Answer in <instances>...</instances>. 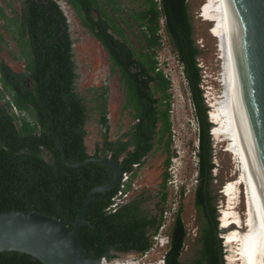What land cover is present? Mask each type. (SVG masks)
<instances>
[{
	"label": "trees",
	"instance_id": "16d2710c",
	"mask_svg": "<svg viewBox=\"0 0 264 264\" xmlns=\"http://www.w3.org/2000/svg\"><path fill=\"white\" fill-rule=\"evenodd\" d=\"M146 8L134 14L145 44L137 52L125 30L99 0H70L81 16L82 24L92 31L110 53L113 69H119L126 97L124 109H130L137 120L129 130L112 138L109 125V93L107 85L91 87L81 94L76 86V64L73 38L68 17L56 0H22L16 17L7 19L23 48L27 64L23 71L14 70L0 61V213L26 210L30 204L37 210L60 218L73 227L89 192L98 184L110 183L114 169L103 162H91L79 168L65 164L55 137L61 139L69 161L80 163L92 157H107L131 170L134 163L145 161L155 141L172 140L171 80L160 69L157 48L162 44L160 19L188 78L199 122V177L196 204L205 213L203 182L208 166V197L212 206V147L209 107L201 88V68L197 56L202 52L194 39V26L188 0H143ZM116 10L117 0H105ZM101 8L107 20L95 21L91 12ZM112 30V32L110 31ZM116 35L121 36L116 38ZM0 36H3L0 31ZM122 38V39H121ZM157 94H159L157 96ZM9 96V98H7ZM98 113L103 141L93 153L86 144L89 114ZM25 113V114H24ZM169 155L167 162L170 163ZM168 179L166 173L164 181ZM119 185L111 191L95 194L85 219L90 225L80 228L82 245L96 257H117L113 252L143 253L151 248V234L164 223L150 216L143 203L147 197L134 196L115 212L108 211ZM167 192L162 199L165 201ZM216 211V208H213ZM217 225L219 221L215 219ZM151 230V231H150ZM170 247L165 264H185L181 260L187 229L180 212L170 233ZM203 249L195 264H219V252L213 228L206 216ZM0 264H43L36 257L18 251L0 252Z\"/></svg>",
	"mask_w": 264,
	"mask_h": 264
},
{
	"label": "rangeland",
	"instance_id": "374dc122",
	"mask_svg": "<svg viewBox=\"0 0 264 264\" xmlns=\"http://www.w3.org/2000/svg\"><path fill=\"white\" fill-rule=\"evenodd\" d=\"M57 1L61 3L69 19L70 32L73 38L74 61L78 74L76 78L77 90L81 94H88L89 96V94L91 95L88 92L89 88L108 86L110 90L108 115L110 134L113 139L117 138L135 123L130 114V109H124L126 92L120 71L118 68L113 69L109 53L90 30L82 24V20L73 5L67 0ZM21 3L22 0H0V9L6 16L16 17L21 10ZM104 5L125 30L130 44L137 49V52L143 51L145 41L140 27L135 21L134 14L147 7L144 1L118 0L115 11L110 9L107 3ZM211 6L212 0H188L189 13L194 26L193 36L196 44L202 50L197 56V62L201 68V88L205 103L209 107V120L211 104L216 101L217 107L224 105V59L220 39L213 33L219 22L213 20ZM160 25L159 33L162 36V44L157 48V59L160 69L171 80L170 117L173 135L169 149L166 145V138L161 140L158 137L156 139L154 149L146 156L136 173L135 180L138 188L134 191L133 197L140 194L147 197L142 206L150 216L160 217L161 210H164L165 227H163V231L166 234L171 233L175 218L180 212L187 229L181 260L185 264H195L202 251V242L199 237L202 215L196 207V190L200 183L199 149L197 147L200 128L184 65L170 42L165 29L164 17H161ZM0 31L3 34L0 36V61L7 62L18 72L23 71L27 64L26 58L22 54L23 48L17 40V35L12 32L7 19L1 15ZM117 37L120 38L121 36L117 35ZM0 88H3L1 82ZM0 103H2L1 98ZM98 117V113L92 112L87 121L86 144L89 153H93L96 146L103 141ZM223 122L219 126L221 140L214 138L213 124L210 129L212 162L214 163L211 190L213 206L217 210L218 226L221 223L222 210L230 207L229 197L225 191L228 181L236 180L245 175L242 164L238 162L230 150L229 143L232 141L230 127L229 130H225V123ZM169 155L171 161L168 164ZM166 173H168V179L165 182ZM164 191L167 192L165 201L162 199ZM235 201V204H232L236 207L235 211L245 218V202L247 200L244 184L240 185V192ZM165 252L166 248L159 247L144 258H141L139 252L134 251L113 252L117 254V257L110 261L113 264H124L131 262V260L134 261L133 264H161L160 259ZM238 264H243V261L241 263L239 261Z\"/></svg>",
	"mask_w": 264,
	"mask_h": 264
},
{
	"label": "water",
	"instance_id": "95a60500",
	"mask_svg": "<svg viewBox=\"0 0 264 264\" xmlns=\"http://www.w3.org/2000/svg\"><path fill=\"white\" fill-rule=\"evenodd\" d=\"M233 2L235 10L243 21L242 36L245 39L241 45L243 59V61L241 59V69L243 68V78L247 85L244 93L264 178V0H233ZM245 53H247L246 58ZM46 132L55 137L66 165L79 168L91 162H103L113 167L114 178L108 184H98L89 192L73 227L56 216L32 210L30 204L26 210L0 213V252L28 253L41 260L43 264H104L109 261L107 255L96 257L88 252L81 243L79 231L83 225L91 224L85 219V215L95 194L116 188L123 166L111 158L100 156H92L83 162L73 163L68 160L61 139L50 130L49 125ZM207 185L208 166L203 182L205 204L218 247L219 264H226L221 238L222 229L211 213Z\"/></svg>",
	"mask_w": 264,
	"mask_h": 264
},
{
	"label": "bare ground",
	"instance_id": "6f19581e",
	"mask_svg": "<svg viewBox=\"0 0 264 264\" xmlns=\"http://www.w3.org/2000/svg\"><path fill=\"white\" fill-rule=\"evenodd\" d=\"M211 8L213 20L219 22L213 33L220 39L224 59V105L217 107L215 101L209 112L214 126L213 135L215 139L221 140L219 126L223 121L225 130L230 127V150L245 171L244 177L228 181L225 187L230 207L222 210L219 226L225 248L224 259L226 264H238L239 261H243V264H264V178L244 93L247 85L243 78V68L241 69V45L245 39L242 36L243 21L235 10L233 0H212ZM244 55L246 58L247 53ZM243 184L247 200L245 218L232 205L235 204L240 185ZM160 263L163 264V261ZM104 264L113 263L107 261Z\"/></svg>",
	"mask_w": 264,
	"mask_h": 264
},
{
	"label": "built area",
	"instance_id": "2783aa9c",
	"mask_svg": "<svg viewBox=\"0 0 264 264\" xmlns=\"http://www.w3.org/2000/svg\"><path fill=\"white\" fill-rule=\"evenodd\" d=\"M197 147L199 148V138H198ZM141 165L142 164L140 162L134 163L131 170L122 171L121 178L118 183L119 189L117 193L112 197V203L107 208L108 211L115 212L119 207L125 205L131 200L134 191L138 188L135 178L137 176L136 173ZM163 227H165V223L162 224V226L160 227L157 233L151 234V241H152L151 248L143 253H140L141 258L148 257L149 254L152 253V251L156 250L159 247H163L166 248V252L163 254V257L160 260L163 261V264H165V256L170 247L171 236L170 234H166L163 231L164 230ZM109 262L112 263V261ZM131 263H134V261L131 260ZM144 264H148V263H144Z\"/></svg>",
	"mask_w": 264,
	"mask_h": 264
},
{
	"label": "flooded vegetation",
	"instance_id": "af4514ba",
	"mask_svg": "<svg viewBox=\"0 0 264 264\" xmlns=\"http://www.w3.org/2000/svg\"><path fill=\"white\" fill-rule=\"evenodd\" d=\"M57 1V0H56ZM69 3H70V0H67ZM100 1V4L104 7V9L106 10V11H108L107 9H106V7H105V5H104V3H106L105 2V0H99ZM58 2V1H57ZM59 3V2H58ZM118 3V0H117V2H116V4ZM60 4V6H61V8L63 9V7H62V5H61V3H59ZM71 4V3H70ZM108 5V4H107ZM109 6V5H108ZM74 7V6H73ZM109 8L111 9V7L109 6ZM21 9H22V3H21ZM63 11H64V9H63ZM115 11V10H114ZM118 11V10H117ZM20 12H21V10H20ZM20 12H19V14H20ZM77 12V11H76ZM91 12H92V14H93V16H94V19H95V21L96 22H98L101 18L102 19H104V20H107V17L106 16H103V14H102V11H101V8H93L92 10H91ZM109 12V11H108ZM64 13H65V11H64ZM110 13V12H109ZM66 14V13H65ZM77 14H78V12H77ZM79 15V14H78ZM112 15V14H111ZM15 17V16H14ZM68 17V16H67ZM79 17L81 18V16L79 15ZM115 18V17H114ZM117 20V19H116ZM68 21H69V19H68ZM89 29V28H88ZM90 30V29H89ZM110 31L112 32V30L110 29ZM91 33H92V31H90ZM92 35L97 39V40H99L93 33H92ZM116 38H119V37H117V35H116ZM100 41V40H99ZM101 42V41H100ZM102 44V43H101ZM102 46H103V48H105L104 47V45L102 44ZM106 50V49H105ZM107 51V50H106ZM108 52V51H107ZM109 53V52H108ZM109 55H110V53H109ZM110 60H111V58H110ZM111 62H112V60H111ZM112 64H113V62H112ZM133 120L135 121V123L137 122V120H135L134 118H133ZM134 123V124H135ZM109 125H110V122H109ZM200 184V183H199ZM198 187H199V185L197 186V189H198ZM208 199H209V197H208ZM210 203V202H209ZM196 207H197V209H198V212H200V214L202 215L201 216V220H200V224H201V227H200V231H199V237H200V240H201V242H202V249H203V238H204V234H205V222H206V216H207V218H208V220L210 221V219H209V216H208V213H207V209L205 210V213L203 212V210L200 208V207H198L197 206V204H196ZM210 207H211V213H212V215H213V217H214V219H216V211H213V208H214V206H213V202H212V206H211V204H210ZM211 223V222H210Z\"/></svg>",
	"mask_w": 264,
	"mask_h": 264
},
{
	"label": "clouds",
	"instance_id": "9594fccd",
	"mask_svg": "<svg viewBox=\"0 0 264 264\" xmlns=\"http://www.w3.org/2000/svg\"><path fill=\"white\" fill-rule=\"evenodd\" d=\"M212 123V122H211Z\"/></svg>",
	"mask_w": 264,
	"mask_h": 264
}]
</instances>
